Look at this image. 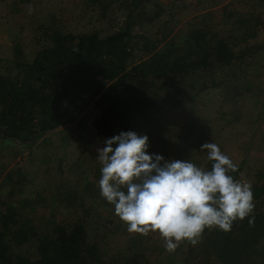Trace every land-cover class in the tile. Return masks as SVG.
<instances>
[{
    "label": "rangeland",
    "instance_id": "obj_1",
    "mask_svg": "<svg viewBox=\"0 0 264 264\" xmlns=\"http://www.w3.org/2000/svg\"><path fill=\"white\" fill-rule=\"evenodd\" d=\"M119 1L102 17L99 8H87L84 0H0V66H12L16 43L23 60L30 62L36 46L44 43L41 31L51 25L74 35L97 31L104 37L116 32L126 16ZM156 2L163 10L161 16L148 23L154 12L150 2L141 16H134L135 33L158 41L166 36V42L178 45L194 26H204L233 46L242 32L238 22L246 21L255 37L233 51L240 54L264 44V1ZM257 50L251 48L230 69L216 70L218 87L208 85L154 124L123 137L95 136L91 122L98 111L90 105L76 124L55 128L29 149L0 140V200H37L31 203V217L38 229L50 221H82L88 238L98 242L107 256L128 253L136 246L139 240L132 223L145 221L150 264H180L196 241L180 238L176 226L183 217L174 211V202L193 189L200 204L206 205L204 189L215 179L205 175L208 156L218 159L219 178L226 166H240V178L229 193L231 202L244 198L250 211L261 204L250 199L253 187L264 186V46ZM135 55L136 62L146 58L137 51ZM17 169L26 183L9 198L1 178ZM114 186L125 188L136 200L112 208ZM259 207L264 210V205ZM203 219L204 213H198L196 222ZM32 251L28 244L21 253ZM253 256L264 260V241Z\"/></svg>",
    "mask_w": 264,
    "mask_h": 264
},
{
    "label": "trees",
    "instance_id": "obj_2",
    "mask_svg": "<svg viewBox=\"0 0 264 264\" xmlns=\"http://www.w3.org/2000/svg\"><path fill=\"white\" fill-rule=\"evenodd\" d=\"M115 2L84 0V5L99 8L104 17ZM150 2L154 12L148 23L152 24L163 13L156 0H120L119 7L126 10L122 26L104 37L97 31L74 35L51 25L41 31L44 43L36 46L30 62L23 60L16 43L12 66H0V140L29 149L55 128L76 124L90 105L98 111L91 122L95 136L123 137L154 124L208 85L218 87L216 70L230 69L251 48L255 51L264 46L245 48L240 54L233 51L255 37L246 21L238 22L242 32L233 46L204 26H194L178 45L166 42V36L158 41L135 33L134 16H141ZM161 42L165 44L159 47ZM136 51L146 58L136 62ZM217 165L216 156H208L205 175H215V179L204 189V207L193 189L174 202V211L183 217L176 226L180 238L196 241L180 264H264L253 256L264 241V210L259 207L264 205V186L251 190L250 199L261 204L250 211L244 198L229 200L231 188L240 178V166H226L219 178ZM1 180L9 189V198L26 183L18 169ZM110 191L112 208L136 200L123 187L114 186ZM36 202L0 200V264H150L145 221L132 223L139 240L136 246L128 253L107 256L98 242L88 238L80 220L50 221L38 229L31 217V203ZM200 212L204 219L197 223ZM28 244L32 253H21Z\"/></svg>",
    "mask_w": 264,
    "mask_h": 264
}]
</instances>
